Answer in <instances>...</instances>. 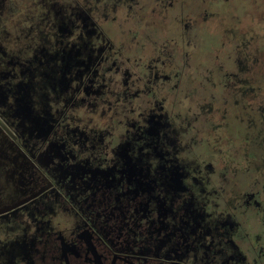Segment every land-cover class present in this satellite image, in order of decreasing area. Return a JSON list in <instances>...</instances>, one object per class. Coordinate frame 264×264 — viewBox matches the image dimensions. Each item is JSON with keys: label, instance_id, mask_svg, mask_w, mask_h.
Wrapping results in <instances>:
<instances>
[{"label": "flooded vegetation", "instance_id": "flooded-vegetation-1", "mask_svg": "<svg viewBox=\"0 0 264 264\" xmlns=\"http://www.w3.org/2000/svg\"><path fill=\"white\" fill-rule=\"evenodd\" d=\"M200 25L183 0H0V264H264V173L214 147L235 90Z\"/></svg>", "mask_w": 264, "mask_h": 264}, {"label": "rangeland", "instance_id": "rangeland-1", "mask_svg": "<svg viewBox=\"0 0 264 264\" xmlns=\"http://www.w3.org/2000/svg\"><path fill=\"white\" fill-rule=\"evenodd\" d=\"M183 2L191 3L193 13L201 20V30L194 34L196 41L205 43L208 54H213L209 60L222 61L224 65L223 75L219 76L223 84L221 87L229 91H232V86L238 89L233 95L230 94L235 103L233 111L226 104L212 106L214 111L210 115V122L215 125L213 131L218 135L214 147L222 149L223 160L230 166L241 169L255 166L264 173V143L261 155L256 154L251 136L244 132L245 124L251 125L252 129L264 130V46L262 49L259 47L264 39L260 29L264 27V0ZM242 33H245L246 40ZM260 49L262 54H259ZM232 72H238L234 80L237 85L229 78ZM212 86L210 90H213ZM247 111L256 118L250 117Z\"/></svg>", "mask_w": 264, "mask_h": 264}, {"label": "trees", "instance_id": "trees-1", "mask_svg": "<svg viewBox=\"0 0 264 264\" xmlns=\"http://www.w3.org/2000/svg\"><path fill=\"white\" fill-rule=\"evenodd\" d=\"M260 29H262L261 32L264 33V27H260ZM245 33H246V32H245ZM245 33H242V34H241L244 40H246V39H245V36H244ZM260 42H261V43H260L259 47L262 49V46H264V39H263V41H260ZM261 49L259 50V54H260V53L262 54ZM256 58H257V59H260V58H258V57H256ZM263 58H264V57H263ZM263 63H264V60H263ZM263 63H261V64H263ZM233 73H234V72H233ZM236 74L238 75V72H235L234 75H233V78H230V79L233 81L234 85H237V83H235V81H234V80H235V75H236ZM233 83H231L230 86H232ZM231 89H232V90H238V89H235L234 86H232ZM262 138H263V137H262ZM261 143H263V141H261Z\"/></svg>", "mask_w": 264, "mask_h": 264}, {"label": "bare ground", "instance_id": "bare-ground-1", "mask_svg": "<svg viewBox=\"0 0 264 264\" xmlns=\"http://www.w3.org/2000/svg\"><path fill=\"white\" fill-rule=\"evenodd\" d=\"M32 6V5H31ZM206 22V21H205ZM149 28V27H148ZM262 62V61H261ZM257 71H258V69H257ZM249 80V79H248ZM263 92V91H262ZM232 106V105H231ZM230 118V117H229Z\"/></svg>", "mask_w": 264, "mask_h": 264}]
</instances>
